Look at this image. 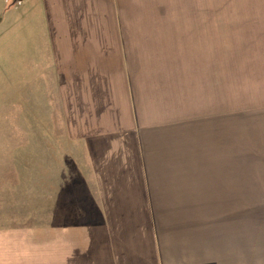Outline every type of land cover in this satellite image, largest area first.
I'll use <instances>...</instances> for the list:
<instances>
[{
  "label": "crops",
  "instance_id": "0c3cea01",
  "mask_svg": "<svg viewBox=\"0 0 264 264\" xmlns=\"http://www.w3.org/2000/svg\"><path fill=\"white\" fill-rule=\"evenodd\" d=\"M204 21L133 45L121 0H0L5 59L19 52L26 75L5 99L25 146L10 150L14 180L0 174V264H264V227L251 226L252 204L264 205V102L221 94L219 34ZM44 100L67 147L47 162L37 147L29 166L27 140L41 137L29 107L43 122ZM22 185L39 200L25 214L7 199Z\"/></svg>",
  "mask_w": 264,
  "mask_h": 264
},
{
  "label": "rangeland",
  "instance_id": "374dc122",
  "mask_svg": "<svg viewBox=\"0 0 264 264\" xmlns=\"http://www.w3.org/2000/svg\"><path fill=\"white\" fill-rule=\"evenodd\" d=\"M121 4L127 24L126 33L134 36L133 45L137 44L136 40L139 38H135L136 35L159 33L178 38L179 20L203 19L205 25L213 23L214 31L219 34L220 73L221 80H224L221 83V94L223 95L225 90L228 94L234 91L237 107L244 105L245 101L248 102L247 104L264 102V0H121ZM154 19L169 20L171 26L161 28L168 31L156 32L157 29L154 28L152 21ZM211 19L215 21H207ZM208 26L211 29V26ZM19 60V52L5 59L3 44H0V174L8 181L14 180L11 172L7 171L10 164H19L21 161L20 155L15 158L10 150L21 145L25 146V140L20 135L21 124L18 120L20 108L5 104L6 96L12 93L9 89L18 86L26 76L20 71ZM231 62H234V72L230 70ZM46 102L44 100V106L38 108V118L42 117L43 122L30 121L35 119L36 108L29 107V132L35 136L37 131L42 137L37 139L29 137L27 140L29 166L35 163L37 147L44 149L45 162L52 159L53 148L58 150L67 147L66 141L63 140L64 129L59 110L57 106L46 105ZM10 115L13 117L11 121ZM31 115L33 117H30ZM15 117L17 120L14 119ZM63 161L67 162L68 166L71 163L67 156H64ZM31 167L34 169V165ZM16 172L19 177V172ZM31 175H35L34 170L28 171V177ZM42 190L44 209L50 210L52 188L43 187ZM8 196L11 206H18V208L12 207L13 212L22 214L31 209L36 201L39 202L36 199V189L31 185L15 186ZM243 205L237 204V210H243ZM252 206V211L256 214L252 216L251 226L260 229L264 224H261L262 220L257 213L264 212V205L253 203Z\"/></svg>",
  "mask_w": 264,
  "mask_h": 264
}]
</instances>
